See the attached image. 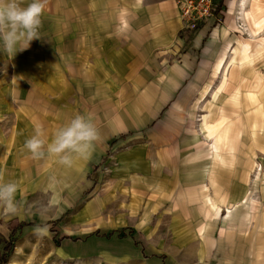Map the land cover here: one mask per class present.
<instances>
[{"label": "rangeland", "instance_id": "374dc122", "mask_svg": "<svg viewBox=\"0 0 264 264\" xmlns=\"http://www.w3.org/2000/svg\"><path fill=\"white\" fill-rule=\"evenodd\" d=\"M174 1L179 45L142 62L98 60L95 29L71 72L51 68L48 28L0 51V176L19 186L18 211L0 206V264H264V0H224L194 28ZM77 114L98 139L65 165L46 146ZM37 128L43 158L24 148Z\"/></svg>", "mask_w": 264, "mask_h": 264}, {"label": "crops", "instance_id": "0c3cea01", "mask_svg": "<svg viewBox=\"0 0 264 264\" xmlns=\"http://www.w3.org/2000/svg\"><path fill=\"white\" fill-rule=\"evenodd\" d=\"M29 2L24 0L25 6ZM41 20L40 28L49 29V37L43 40L50 46L47 57L54 62L51 64L54 71L61 68L72 71L73 45L87 46L89 29L96 30L97 59L113 62L120 59L142 62L152 54L165 53L179 45L177 40L182 29L174 0H45ZM39 40L34 38L29 45H35ZM84 54L78 55L85 59ZM36 58L35 52H23L18 53L17 60L26 61V65ZM106 68L113 69L115 65ZM228 84L233 92L242 85L235 80ZM234 95L236 107L244 109L242 100L237 101L238 95ZM214 143L218 147H227L226 142L216 140ZM199 264L225 262L210 258Z\"/></svg>", "mask_w": 264, "mask_h": 264}, {"label": "clouds", "instance_id": "9594fccd", "mask_svg": "<svg viewBox=\"0 0 264 264\" xmlns=\"http://www.w3.org/2000/svg\"><path fill=\"white\" fill-rule=\"evenodd\" d=\"M45 7V0H0V51L14 55L17 51L26 49L29 42L39 38L38 30L42 25L41 16ZM42 132L36 129V134L27 139L24 148L33 158H43L48 155L59 157V162L71 165L73 156L89 154L98 139V132L90 117L77 114L65 125L56 129L50 143L40 138ZM0 176V206L8 213L15 214L19 204L15 199L18 191L16 182H2ZM51 225H36L33 232L38 237L51 235Z\"/></svg>", "mask_w": 264, "mask_h": 264}, {"label": "built area", "instance_id": "2783aa9c", "mask_svg": "<svg viewBox=\"0 0 264 264\" xmlns=\"http://www.w3.org/2000/svg\"><path fill=\"white\" fill-rule=\"evenodd\" d=\"M177 5L181 6L183 24L190 28H194L198 22H209L217 14L214 0H179Z\"/></svg>", "mask_w": 264, "mask_h": 264}, {"label": "bare ground", "instance_id": "6f19581e", "mask_svg": "<svg viewBox=\"0 0 264 264\" xmlns=\"http://www.w3.org/2000/svg\"><path fill=\"white\" fill-rule=\"evenodd\" d=\"M240 2V8L241 7H243V5H244V3H245V0H240L239 1ZM241 11H243V10H241ZM235 98V97H234ZM241 101V100H240ZM244 112V111H243ZM229 132H231V129L230 128H224V130H222V131H218L217 133H216V140L219 142H221L222 141V139H225L226 138V134L228 135L229 134ZM258 134V133H257ZM257 136H259V135H257ZM258 138V137H257Z\"/></svg>", "mask_w": 264, "mask_h": 264}, {"label": "trees", "instance_id": "16d2710c", "mask_svg": "<svg viewBox=\"0 0 264 264\" xmlns=\"http://www.w3.org/2000/svg\"><path fill=\"white\" fill-rule=\"evenodd\" d=\"M223 1L224 0H221V2H219V4H218V6H217V13H219L222 9H223ZM132 134L131 133H129V134H126V135H121L120 136V139L121 140H125V139H127L128 137H130ZM27 226V225H26ZM22 227H24V225H19V227H18V229H16V230H14V233H13V231H12V233H13V235L11 236L12 238L14 237V235H16L17 233H18V231H20L21 232V229H22ZM93 235H97V233H94Z\"/></svg>", "mask_w": 264, "mask_h": 264}]
</instances>
